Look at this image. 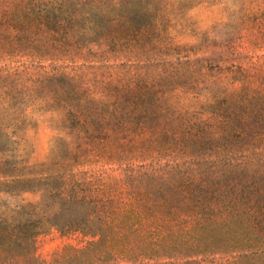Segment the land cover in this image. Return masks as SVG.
Instances as JSON below:
<instances>
[{"label":"trees","instance_id":"obj_1","mask_svg":"<svg viewBox=\"0 0 264 264\" xmlns=\"http://www.w3.org/2000/svg\"><path fill=\"white\" fill-rule=\"evenodd\" d=\"M198 2L0 0V64L27 62L0 65V264H264V59L176 42ZM35 110L59 134L31 163ZM51 231L82 243L39 258Z\"/></svg>","mask_w":264,"mask_h":264},{"label":"rangeland","instance_id":"obj_2","mask_svg":"<svg viewBox=\"0 0 264 264\" xmlns=\"http://www.w3.org/2000/svg\"><path fill=\"white\" fill-rule=\"evenodd\" d=\"M263 7V0H199L196 6L187 12L189 25L184 29L172 31L174 40L178 43H196L204 36L220 43L228 40L233 43L235 52L229 50H210L206 56L217 60L226 57L228 60L239 58L264 59V19L258 20L259 12L257 8ZM248 11L253 16L248 20L241 19ZM230 23V26H224ZM98 60V59H94ZM83 61H77L68 68L81 67ZM86 64L99 67L100 70H108L113 64L110 61H93ZM6 68H24L27 62L21 58L6 59L0 64ZM118 66L119 62L115 64ZM127 65H125L126 69ZM116 69V67H115ZM58 115L48 111H30L27 114V121L21 133V153L29 159L31 163H38L45 160L51 140L59 134ZM81 244L79 237L68 238L61 236L56 231L41 235L36 241V255L39 258H47L64 244Z\"/></svg>","mask_w":264,"mask_h":264}]
</instances>
